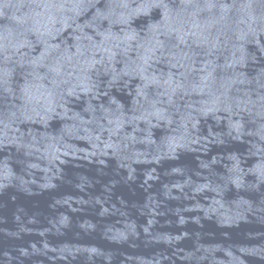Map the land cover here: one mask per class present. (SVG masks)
Wrapping results in <instances>:
<instances>
[{
  "label": "water",
  "instance_id": "obj_1",
  "mask_svg": "<svg viewBox=\"0 0 264 264\" xmlns=\"http://www.w3.org/2000/svg\"><path fill=\"white\" fill-rule=\"evenodd\" d=\"M0 264H264V0H0Z\"/></svg>",
  "mask_w": 264,
  "mask_h": 264
}]
</instances>
